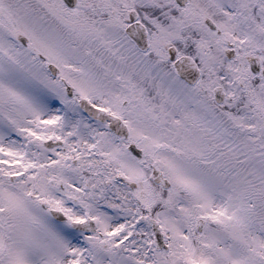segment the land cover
Instances as JSON below:
<instances>
[{"label":"snow or ice","instance_id":"6c2138e0","mask_svg":"<svg viewBox=\"0 0 264 264\" xmlns=\"http://www.w3.org/2000/svg\"><path fill=\"white\" fill-rule=\"evenodd\" d=\"M0 264H264V0H0Z\"/></svg>","mask_w":264,"mask_h":264}]
</instances>
